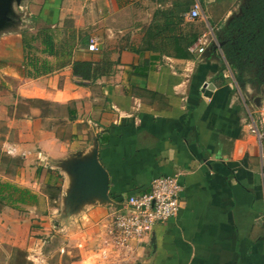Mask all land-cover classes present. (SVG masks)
Masks as SVG:
<instances>
[{
  "label": "crops",
  "instance_id": "1",
  "mask_svg": "<svg viewBox=\"0 0 264 264\" xmlns=\"http://www.w3.org/2000/svg\"><path fill=\"white\" fill-rule=\"evenodd\" d=\"M193 2L11 4L0 28V189L31 200L0 199L6 264H264V74L250 60L240 76L222 49L247 0H199L202 17L189 20ZM203 34L204 52H191ZM91 38L98 52L87 51ZM75 62L102 73L74 76ZM252 118L261 145L248 131ZM94 150L112 205L93 199L53 229L52 208L72 182L65 164ZM173 175L182 186L177 216L138 248L112 245L111 212ZM17 253L26 261L15 262Z\"/></svg>",
  "mask_w": 264,
  "mask_h": 264
},
{
  "label": "built area",
  "instance_id": "2",
  "mask_svg": "<svg viewBox=\"0 0 264 264\" xmlns=\"http://www.w3.org/2000/svg\"><path fill=\"white\" fill-rule=\"evenodd\" d=\"M185 16L189 20L202 17L199 0H194ZM209 37V34H203L198 39V43L189 50L202 54L203 46L209 42ZM87 51L98 52L97 39H89ZM229 76L230 74H227L225 77L229 78ZM247 125L248 131L257 138L261 145L263 134L260 131L258 119H249ZM181 192L182 186L177 175L163 176L153 179L147 192L130 196L121 202L110 215L109 235L113 244L130 249L138 248L145 243L147 236L155 226L164 224L177 216L181 208Z\"/></svg>",
  "mask_w": 264,
  "mask_h": 264
},
{
  "label": "trees",
  "instance_id": "3",
  "mask_svg": "<svg viewBox=\"0 0 264 264\" xmlns=\"http://www.w3.org/2000/svg\"><path fill=\"white\" fill-rule=\"evenodd\" d=\"M150 35L153 36V32ZM40 37L44 46L43 52L49 56L53 55L54 45L52 36L45 31ZM223 40L224 45L222 49L226 60L234 70L236 69L240 72V76L250 60H253L255 66L260 68V73L264 74V0H247L242 8V15L235 19L229 28L224 30ZM29 43L27 41L24 42L26 55L32 49ZM173 47L175 55L182 56L179 53L180 46L177 42L173 43ZM72 71L74 76H80L84 80L92 79L96 75L94 73L97 72L93 71L94 73L92 74L91 64L85 62H75L72 65ZM97 73L100 75L102 72L99 71ZM3 188V190L0 189L1 200H8L19 204H24L31 200V196L26 190L15 187L11 188L7 185Z\"/></svg>",
  "mask_w": 264,
  "mask_h": 264
},
{
  "label": "water",
  "instance_id": "4",
  "mask_svg": "<svg viewBox=\"0 0 264 264\" xmlns=\"http://www.w3.org/2000/svg\"><path fill=\"white\" fill-rule=\"evenodd\" d=\"M21 0H0L9 13L0 9V28L9 19L12 3L19 5ZM257 101V100H256ZM65 169L72 179L69 190L65 194L66 211L59 216L60 220L70 221L80 207L93 199L104 200L112 205L107 197L108 175L97 159L96 150L86 158L75 157L65 164Z\"/></svg>",
  "mask_w": 264,
  "mask_h": 264
},
{
  "label": "rangeland",
  "instance_id": "5",
  "mask_svg": "<svg viewBox=\"0 0 264 264\" xmlns=\"http://www.w3.org/2000/svg\"><path fill=\"white\" fill-rule=\"evenodd\" d=\"M0 9H1L3 12H5V13H9L6 9H4L3 4H2V5L0 4ZM8 16H10V14H8ZM23 24H24V25H23V31H24L25 33H28V34H29V31H28V29H27V27H26L27 23H25V20L23 21ZM71 43H72V40H71ZM256 67H257V70H258V77H259V76H261L263 73H260L261 71H259L260 68H259L258 66H256ZM38 209H39L40 212H43L44 209H45V207L42 206V205H40V206L38 207ZM52 211L54 212V214H55V216H56L57 219H56L55 222H53V223L51 224V226H53V227H52L53 229L58 230L59 227H60V225H59L60 222L57 223V221L60 220L59 216H60L61 214H63L64 211L67 212V210H65L64 205L62 206V203L57 202V205L55 206V208H52ZM73 217H74V216H73ZM108 234H109V231H108ZM109 236H110V235H109ZM110 240H111V237H110ZM111 244L114 245L112 241H111ZM117 247H119V246H117ZM120 248H121V247H120ZM5 252H6V248L3 247L2 250L0 249V264H6V255H5ZM16 257H17V259H16ZM14 258H15V262L22 263V262L26 261L25 258H24V255L21 254V253H17V255H15ZM8 264H13V263L11 262V259H10V261L8 262Z\"/></svg>",
  "mask_w": 264,
  "mask_h": 264
},
{
  "label": "flooded vegetation",
  "instance_id": "6",
  "mask_svg": "<svg viewBox=\"0 0 264 264\" xmlns=\"http://www.w3.org/2000/svg\"><path fill=\"white\" fill-rule=\"evenodd\" d=\"M264 79V78H263Z\"/></svg>",
  "mask_w": 264,
  "mask_h": 264
}]
</instances>
